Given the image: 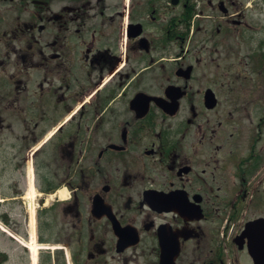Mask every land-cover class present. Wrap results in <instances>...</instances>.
Listing matches in <instances>:
<instances>
[{
    "label": "flooded vegetation",
    "instance_id": "flooded-vegetation-1",
    "mask_svg": "<svg viewBox=\"0 0 264 264\" xmlns=\"http://www.w3.org/2000/svg\"><path fill=\"white\" fill-rule=\"evenodd\" d=\"M247 1L0 0V202L33 201L39 247L18 264H264Z\"/></svg>",
    "mask_w": 264,
    "mask_h": 264
},
{
    "label": "rangeland",
    "instance_id": "rangeland-1",
    "mask_svg": "<svg viewBox=\"0 0 264 264\" xmlns=\"http://www.w3.org/2000/svg\"><path fill=\"white\" fill-rule=\"evenodd\" d=\"M247 2H251L255 7L256 4H259V8L262 9L256 10L252 8L251 11H248L251 14V18L264 20V0H248ZM248 8H250V6H248ZM1 198L6 199V192L2 193ZM6 207V201L0 203V250L5 254L6 251L9 252L11 256V264H18L21 260L20 257L22 252L24 251V246L13 236H16L23 241L24 238L28 240L30 220L27 218V216H15L7 219ZM6 230L13 233V235L6 232Z\"/></svg>",
    "mask_w": 264,
    "mask_h": 264
},
{
    "label": "bare ground",
    "instance_id": "bare-ground-1",
    "mask_svg": "<svg viewBox=\"0 0 264 264\" xmlns=\"http://www.w3.org/2000/svg\"><path fill=\"white\" fill-rule=\"evenodd\" d=\"M31 187H32L31 192H32V194H34L33 193L34 192L33 191V185ZM32 197H33V195H32ZM31 210H32V220L30 223L31 224V226H30L31 239H30V241H28L26 243H29V246L33 252L34 259H37L39 247H38L37 242H36V224H35V217H34L35 206H34L33 201H31ZM22 243H25V242H22Z\"/></svg>",
    "mask_w": 264,
    "mask_h": 264
}]
</instances>
